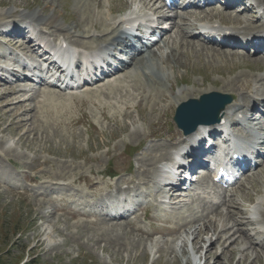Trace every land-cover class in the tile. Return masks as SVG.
Here are the masks:
<instances>
[{"label":"rangeland","instance_id":"374dc122","mask_svg":"<svg viewBox=\"0 0 264 264\" xmlns=\"http://www.w3.org/2000/svg\"><path fill=\"white\" fill-rule=\"evenodd\" d=\"M46 2L48 0H0V20L1 22L5 20L7 11L16 13L17 17L13 20H18L25 14L42 12L52 17L53 9ZM76 3L77 0H60L53 20L56 21L57 26H64L65 30L79 25L78 32L76 31L75 34L89 33L85 35L86 38H81L85 42H89L90 36L95 33L100 35L101 32L106 33L103 35L104 41H111L115 35L113 22L119 15L143 9L142 2L135 0H102V7L96 11L95 15L94 21L99 25L98 30H95L89 24L82 22L77 14L82 7L78 5L75 7ZM38 29L40 30L41 27ZM49 31L52 32L54 29ZM72 31L75 32V29ZM171 37L172 39L177 37L176 31L171 32ZM45 38L52 40L47 36ZM0 40L10 45L12 42L11 38L7 39L4 36ZM182 52L183 50L179 51L180 54ZM12 53H15L13 48L0 44L2 56L0 62L11 60ZM153 53L156 55L155 58L145 55L143 59L145 62L142 61L140 65L133 67L134 75L131 76L141 77L144 72L151 75L153 80L161 84L159 89L166 95L169 101L167 104L162 103L166 100L164 98V100L160 98L161 103L158 102L156 88L144 77L140 78L139 85L146 89L145 93L132 87L134 83L119 80L114 82L112 87L107 86L102 91L98 89L107 82L93 88H86L75 95L79 98L70 99L55 90L44 88L40 89L38 98V95H35V99L30 101L29 98L34 97L32 92L27 95L22 93L23 95L11 96L10 100L15 98L18 101L28 100L24 104L31 108L32 112L23 117L28 121L24 128L15 126L7 134L0 135V157H2L0 162V264H186L187 259L189 264H224L225 258H231L229 253L227 256H221L222 244L207 252V248L215 241L213 230L206 231L205 242L200 246L191 236L193 230H204V226L211 220H220L215 217L216 215H203L199 207L201 203H196L193 207L179 203L161 210L154 208L152 215L160 219L154 229L167 228L163 225L164 219H171L173 222L169 229L170 235L156 234L153 237L141 236L134 232L133 235L130 234L131 230L126 226L125 220L110 221L105 216L74 214L75 212L91 214V208L100 202L95 201V195L108 196L106 186L112 188L115 185L122 186L125 180L138 176L139 168L141 172L149 169L152 178L156 175L157 166L165 159V153L162 155L154 152V148L163 146L169 153L179 140L169 141L166 137L152 138L150 135L162 134L161 131L166 135L171 131L178 132L173 118L180 104H176L175 98L180 96L181 91L192 89L194 84L216 83L218 88H222L229 82H236L237 88H233V91L226 94L240 101L241 94L238 91L243 88V83H251L253 79L264 77V63L252 66L253 60L260 57L251 58L242 52L236 51L237 56L230 55L231 57L209 54L212 61L207 59L204 52L199 55L193 54L188 61L190 65L187 64L188 67L181 65L183 68L178 63L168 60L171 50L163 43L156 45ZM2 84L6 87H0V96H4L3 94L9 90L17 89L14 84ZM47 94H49L47 97L60 105L59 110L54 111L56 113L47 112L43 106ZM148 95H151L149 100L146 99ZM4 100L0 99V110L9 102ZM35 105H37L36 110L33 109ZM137 106H140V110L138 109L140 112ZM169 107L172 110L167 117H164L162 113ZM14 108L11 106L7 110H1L2 128L9 126L13 119L10 111ZM127 111L130 116L126 117ZM3 112L8 113L7 120L2 119ZM158 115H161L160 118ZM135 124L143 130L139 137L132 135ZM160 125L163 126L162 130ZM25 132L28 134L20 140ZM7 160H10L14 167ZM148 162L150 165L146 166ZM107 175H116L118 178L112 179ZM26 176L34 180L44 178L52 185L49 188H43L37 184H31ZM93 181L100 183L101 190H90L87 182ZM241 185L236 190L235 202L245 203L250 198L258 200V197H264V173L256 178L246 179ZM252 186L258 188L254 190ZM259 189L260 195L256 192ZM69 194L77 201H70L67 198ZM147 202H154V200L148 199ZM243 210L240 206L238 210L240 217L236 216L239 221L243 220L241 218ZM129 221L142 230L155 232L151 224L144 221L141 213L138 214V218L131 217ZM189 221L191 222L185 225V222ZM224 222H226L225 218L219 221L220 227L224 225ZM241 227L244 230L257 228L246 225V221ZM258 229L264 232V225ZM236 235L232 239L236 240L239 237V234L237 237ZM38 240H41L42 244L39 248H35ZM234 244L233 240L227 243L230 251L233 252L231 264H264V260L260 263L255 262L256 252L253 249L246 253L247 257H243L242 251L247 248V245ZM183 245H186L187 254L185 255L181 254L180 250ZM170 248L176 251L177 259L168 252ZM199 248H202L201 252L197 251Z\"/></svg>","mask_w":264,"mask_h":264},{"label":"bare ground","instance_id":"6f19581e","mask_svg":"<svg viewBox=\"0 0 264 264\" xmlns=\"http://www.w3.org/2000/svg\"><path fill=\"white\" fill-rule=\"evenodd\" d=\"M60 0H48L47 5L50 6V8L53 9V16L50 17L49 15H44L43 12L42 13H39V14H25L24 16H21V21L22 23L25 22V21H31V22H34L36 23V25L38 26H43L45 27L46 29L50 30V29H54V31H52L51 33H49V35L51 36H56L57 33L59 34H63L64 35V40L66 41V39L69 41V43L71 44H74L76 46H80V47H84V48H91L90 47V43L89 42H85V41H82L81 38H86V36L89 34V33H81L80 35H75L73 33H68V31L70 32H74L72 31L73 29H75V32L74 33H77L78 29H79V25H75L73 28H69V30H65L64 29V26H61V25H56V21L53 20V17L56 15V9H57V3L59 2ZM63 1V0H62ZM102 0H77V3H76V6L78 5L81 6L82 8L80 9L79 8V11H77V14L78 16H80V19L82 20L83 23L85 24H89L92 29H95V30H98V26L96 24V22L94 21L95 20V15H96V11L97 10H100V7H102L101 3ZM104 1V0H103ZM111 1V0H110ZM116 1V0H115ZM142 3H143V6L146 8V9H149L151 11H155L159 14H161L160 12V9L158 7H156V2L152 1V0H140ZM248 2H252V0H247ZM255 3L257 4L256 6L260 9L261 6L264 7V0H255ZM50 4V5H49ZM113 4V3H112ZM75 5V4H74ZM233 6V5H232ZM17 7V6H16ZM56 7V8H55ZM129 7V6H128ZM114 7H112L113 9ZM116 9V8H115ZM210 10V11H208ZM113 13V12H112ZM81 14V15H80ZM7 16H5V20H9L8 24H12V25H16L18 23L15 22V19L17 17L16 13L13 12V11H7L6 13ZM264 15V8H263V12H262V15L258 17V15L255 17L257 18V22H254V21H247V19L243 16V15H236V16H233V14H230V13H227V14H223V13H215L214 12V9L212 8H208V9H202L200 12H195V13H191L190 15H180L179 17H181V22H175L173 28H171L172 30L173 29H177V37L175 38V40H172L170 41V39L168 40V38H166V40L163 42L164 44H166V46L171 50V54L170 56L168 57V60H171L172 62H175V63H178L180 66L181 65H185L186 67L189 60V58L191 57V55L195 54V55H199L201 54L202 52L206 53V56H207V59L211 60L210 59V55L212 54H215L213 56H216V55H221V56H227V55H235L237 56L236 54V50L234 51V48L238 47L240 44L239 42L235 41L234 44H230L231 48H229L227 50V48L224 47V44L223 43H218L216 41V39H214V37H209L208 39V42L204 43V44H200L199 42L197 41H194L195 39H197L198 37H204L206 36V33L203 31L202 29V26L205 25V24H215V22H213L214 20H217L220 21V26H218L219 28H214L212 25V30H214V32H226V31H229V35L230 37H232V35H241L243 36L245 39L247 38H264V23H259L261 21V17ZM64 16V15H63ZM111 16V15H110ZM225 16L226 18H223L222 17ZM178 17V16H177ZM112 18V17H111ZM101 19V18H100ZM160 19L161 21H165L166 19V15L165 14H161L160 16ZM3 20V19H2ZM3 20V21H5ZM245 23V25H243V23ZM7 24V23H6ZM5 23L2 24L1 23V20H0V27H2L3 25H6ZM24 24V23H23ZM161 24H163V22H161ZM24 26V25H23ZM101 27V26H100ZM239 27V28H238ZM29 28L26 27V30H28ZM104 29V27L102 28ZM243 30L244 32H240V30ZM22 30V27H19V28H15V36L19 37V36H22L23 35V32L21 31ZM24 29V31H26ZM77 31V32H76ZM193 32H196L197 35H194ZM66 33V34H64ZM102 33V32H101ZM13 34V33H12ZM14 35V34H13ZM86 35V36H85ZM168 35V33L166 34ZM228 35V36H229ZM93 37V36H92ZM172 38V37H170ZM90 39L92 40H95L93 38L90 37ZM168 40V41H167ZM43 44H46L44 43L42 40H38V44L36 45H39L40 47L43 45ZM123 44H127V41L126 42H123V41H117V44L116 46H121ZM31 44L26 42V41H22L21 40H18L16 42L13 43V46L20 50L21 52L24 53V55L26 56H30L31 58H35L34 55H33V50L30 48ZM115 44H110V46H114ZM97 48V47H96ZM187 49V50H186ZM167 50V49H166ZM181 50H183V52L180 54L179 51L181 52ZM169 52V51H168ZM190 54V56H189ZM210 54V55H209ZM47 57L49 56L48 53L45 54ZM150 55L153 56V58H155L154 55L152 52H150ZM149 55V56H150ZM231 57V56H230ZM215 58V57H214ZM222 58V57H221ZM150 59V58H149ZM49 60V59H48ZM143 58L141 59L140 57L139 58H135V57H131V61L129 66H126L124 65L123 63H121V67L120 69H118L114 76L115 75H118L120 73H122V71L124 72H128L130 67L132 65H140V63L142 62ZM163 60V59H162ZM205 60V59H204ZM228 60V59H227ZM212 61V60H211ZM216 61V60H214ZM220 61V60H219ZM254 62H252V66L256 65V64H259V65H263L261 63H264V58H259V59H255L253 60ZM145 62V61H144ZM161 62V61H160ZM169 62V61H168ZM217 62V61H216ZM226 62V61H225ZM167 63V62H166ZM170 63V62H169ZM51 64L53 65L54 63L51 62ZM177 64V65H178ZM178 65V67H179ZM190 65V64H188ZM250 65V64H249ZM173 66V65H172ZM228 66V65H227ZM182 67V66H181ZM250 67V66H249ZM248 67V68H249ZM135 68V67H134ZM138 68V66H137ZM159 68V67H158ZM183 68V67H182ZM258 69V68H257ZM135 70V69H133ZM221 70V69H220ZM253 70V69H252ZM255 70V68H254ZM262 70V69H261ZM173 71V69H172ZM251 71V70H250ZM174 72V71H173ZM188 72V71H187ZM248 73V72H247ZM129 74V73H128ZM126 74V75H128ZM152 74V72L150 73ZM124 75V76H126ZM134 75V74H133ZM148 73L144 72L143 75L141 77H144L146 78L147 77V81L149 83H154V88H156V91H157V99H158V102L161 103V99L160 98H164L166 100H164L162 103L163 104H167L169 101L167 100L166 98V95L161 92V90L159 89V86H157V84H155V81L151 78H148ZM242 76H244V74H242ZM127 77V76H126ZM141 77H138V76H130L129 75V78L128 79H131L130 81H126L128 83H134L132 85V87H134L135 89H139V90H142L143 93H145L146 91L143 89L142 86L139 85L140 83V78ZM236 78V77H235ZM239 78V77H238ZM237 79V78H236ZM240 79V78H239ZM118 80V78L116 79ZM115 80V81H116ZM242 80V79H241ZM250 80V79H249ZM114 81V82H115ZM122 81V80H121ZM234 81V80H233ZM251 81V80H250ZM247 82V81H246ZM98 83V82H97ZM97 83H94V85H96ZM242 83V82H241ZM240 83V84H241ZM236 82H229L227 84H225L222 88H218L216 86V83H209L208 85L205 84V83H202L201 85L199 84H194L191 88H188V89H184L183 91L180 92V96L179 97H176L175 100H176V104H179V103H184L186 101H189V100H193V99H198L200 96L204 95V94H207V93H211V92H219V93H223V94H226L228 93L229 91H233V88H237L235 87L236 85ZM244 86L243 88L238 91V93L241 94V107H247V108H253L255 109L256 108V105L262 101H264V77H258L256 79H253L250 82H247V83H243ZM242 84V85H243ZM159 85V84H158ZM161 85V84H160ZM108 86H113L112 83L109 84ZM0 87H2V85L0 84ZM241 87V86H240ZM11 88V87H10ZM116 90V89H115ZM236 90V89H235ZM117 92H119L118 90H116ZM20 92L22 91H19V92H15L13 90H9L7 91L6 93H4L3 95L4 96H0V99H5L4 101L7 100V104L4 105L1 110H7V108H10L11 106L12 107H15L14 109H10V114L12 113V116L11 118L12 121L9 123V126L6 127L5 129L2 128L1 126V122H0V135H5L7 134V132L11 131L13 129V127L15 126H19L21 128H24L28 121L23 118L25 115H28L30 112H32L31 108H28L25 106L24 103H26L28 100H22V101H18L16 98L15 99H12L10 100L11 96L13 97V95L17 96L18 94H20ZM22 94V93H21ZM52 94V93H50ZM23 95V94H22ZM49 94L45 95V104L43 102V106L45 107V109H47V112H53V113H56L54 111H58L59 108H60V105H58L56 102H54L53 99H51L50 97H47ZM163 95V96H162ZM247 95V96H246ZM19 97V96H18ZM39 96H37L38 98ZM71 99V97H69ZM74 98V97H72ZM151 98V95H148V97H146V99H150ZM30 99H35V97H32V98H29V101ZM68 100V99H67ZM251 100L254 101V104H252L251 106L247 103H249ZM47 103V104H46ZM156 103V102H155ZM157 104V103H156ZM170 104V103H169ZM171 105V104H170ZM163 106H166V105H163ZM21 107V108H20ZM137 108H140L139 106ZM20 109V110H19ZM34 110L37 109V105L34 106L33 108ZM44 109V108H43ZM241 109L243 108H240V109H236V107L234 108L233 106H230V107H227V109L224 111L223 113V119L227 120L230 122V124H235L236 121H235V118L234 117V114L235 113H238ZM0 110V112H2ZM140 110V109H139ZM138 110V111H139ZM171 108L169 107L167 110H165L164 113H162V115L164 117H167V115L171 112ZM45 111V110H44ZM43 111V112H44ZM140 112V111H139ZM58 113V112H57ZM43 114V113H42ZM7 115L8 113L7 112H3L2 114V119L3 120H7ZM126 117L127 116H130V114L128 113V111L126 112ZM45 116V115H44ZM159 116V115H158ZM161 116V115H160ZM159 116V118H160ZM233 116V117H232ZM141 117V116H140ZM130 118V117H129ZM142 120H144V118H141ZM164 119V118H163ZM29 120V119H28ZM137 120V119H136ZM135 120V121H136ZM148 121V120H147ZM165 121V120H164ZM79 124V123H78ZM161 124V123H160ZM163 124V123H162ZM136 125V124H135ZM137 126V125H136ZM134 126L133 127V132H132V135L134 137H139L141 132L143 130H141L140 128H138V126L136 127ZM31 127V126H30ZM157 127V126H156ZM160 129L162 130L163 129V126H159ZM152 128V127H151ZM126 129V128H125ZM153 129V128H152ZM35 130V129H34ZM201 131V127L198 129V131L196 133H199ZM156 133V132H155ZM162 134H151L150 136L152 138H161V137H166L169 141H173V140H181V144L185 143L187 141H190L192 142L193 141V135L191 136H187V137H184L182 136L180 133L178 132H174V131H171L168 133V135L166 134H163V132L161 131ZM28 134L27 132H25V134L23 136H21L20 140L24 138V136ZM9 136V135H8ZM149 136V137H150ZM136 139V138H135ZM138 140V139H137ZM1 142V140H0ZM3 142V141H2ZM3 144V143H2ZM32 145V144H31ZM154 152H159L161 153L162 155L165 153V156L167 157V159L169 158L168 155H167V149L166 147H156L154 148ZM151 151V150H150ZM153 152V153H154ZM8 154V153H7ZM6 154V155H7ZM9 157V156H8ZM150 157V156H149ZM145 158V157H144ZM153 158V157H152ZM151 160V159H150ZM2 161V157H0V162ZM8 163H10V165L13 166V164L11 163L10 160H7ZM143 161V160H142ZM37 162V161H36ZM152 163V162H151ZM47 165V163H45ZM43 165V164H42ZM150 165V163L148 162V164L146 166ZM36 166V165H35ZM64 166V165H63ZM143 166V165H142ZM14 167V166H13ZM43 167V166H42ZM67 167V166H66ZM50 169V168H49ZM144 169V167H143ZM61 170V169H60ZM65 170V168H64ZM141 169L139 168L138 170V176L135 177V178H132V179H129V180H125V184L127 185H130L132 186L131 189L133 187H136L137 185V181L139 182H143V184H138L137 187H141V186H145V187H148L150 186L148 184L149 180L152 179V175L149 171V169H145L143 172L140 171ZM43 171V170H42ZM50 171V170H49ZM66 171V170H65ZM3 172V171H2ZM7 172V171H6ZM31 172V171H30ZM94 172V171H93ZM25 173V172H24ZM52 173V172H51ZM56 173V172H55ZM264 173V166L262 169H259V170H256V172L254 173L253 177L259 175V174H262ZM5 174V173H4ZM63 174V173H62ZM96 174V173H95ZM42 175V174H41ZM40 175V176H41ZM48 175V174H46ZM69 175V174H68ZM54 176V175H53ZM52 176V177H53ZM56 176V175H55ZM65 176V175H63ZM71 176V175H70ZM73 176V175H72ZM96 176V175H95ZM45 177V176H44ZM51 177V176H50ZM66 177V176H65ZM60 178V177H59ZM63 178V177H62ZM71 178V177H70ZM118 178V177H117ZM26 179L32 183V184H37L39 185L40 187H43V188H49L51 187V183H49L48 181H46V179L44 178H40V180H34L33 178L31 177H27L26 176ZM60 180V179H59ZM58 180V181H59ZM55 182V181H54ZM89 188L91 190H94V191H99L101 190V187H100V183L99 182H96V181H93V182H87ZM109 188V187H108ZM118 188V186H117ZM252 188L255 190L256 188H258L257 186H252ZM257 193L260 194V189L259 190H256ZM180 195L181 194H178V193H174L172 195H170V200H171V203H175L177 200H179L180 198ZM52 202V201H51ZM224 205H227L228 207L226 208V214H223V212H221L219 210L220 206L221 205H217L216 207L213 208V212L212 214H215L217 218H219L220 220H222L223 218L226 219V222H224V225H222L220 227L219 225V221L220 220H211L210 223L208 225H205L204 226V230L202 229H195L192 231L191 233V236L194 237V241H197V245L200 246L202 245L204 242H205V239H204V234H206V231L207 230H213L214 231V235H215V241L211 243V245L207 248V252L208 251H212L213 248L217 247L218 245L222 244V251H221V256H227V254H231V258L229 259H226L225 258V262L224 264H231V261H232V256H233V252L230 251V246L228 247L227 246V243L228 241H231L233 240V244L234 243H238V245H247V248H245L243 251H242V254H243V257H247L248 255H246L247 252H249L251 249H253L255 252H256V257H255V262H261V260H264V238H262V242L260 243V250H258L256 247H254V242H253V238L256 237V236H261L259 232H255V233H250L246 230H242L240 228V223L241 222H238L237 220L234 219V216L235 215H238L236 214V212H233L232 210H236L239 208L240 204H238L237 202H224L223 206ZM148 208H146V211H147ZM68 211V210H67ZM75 215H77V213H74ZM102 215H105V214H102ZM101 215V216H102ZM39 216V215H38ZM80 216V215H78ZM86 216V215H84ZM263 216H264V212H263ZM40 217V216H39ZM38 217V218H39ZM145 218L151 222H154L155 221V218H151L148 214L145 215ZM127 218H125L126 220ZM199 220V219H197ZM249 223H253V220H249ZM126 226L131 230L130 231V234L133 235V232L134 233H138L139 235L141 236H146V237H151L153 234L152 233H149V232H146L144 230H141L139 228H137L136 226H134L131 222H127L126 223ZM125 230H127L126 228H124ZM55 231V230H54ZM132 232V233H131ZM230 232H231V236L230 235ZM163 233H166L165 231H163ZM125 234V232L123 233ZM237 234V235H236ZM239 234V237L236 238ZM236 235V240L232 239L234 236ZM41 236V235H40ZM38 239V238H37ZM35 239V240H37ZM36 245H35V248H39L40 244H42V241L41 240H38L36 241ZM185 243V242H184ZM194 243V242H193ZM232 243V242H231ZM186 244V243H185ZM236 245V244H234ZM185 246L186 245H183L181 247V254L185 255L187 254L186 253V250H185ZM232 247V246H231ZM198 252H201L202 251V248H199L197 250ZM168 252L171 254V255H174V258L177 259V256H176V251L173 249V248H170L168 250ZM254 252V253H255ZM219 255V258L221 257ZM218 259V258H217ZM216 262V261H215ZM219 261H217L218 263ZM189 259H187V262L186 264H189ZM223 263V262H221ZM219 264V263H218Z\"/></svg>","mask_w":264,"mask_h":264},{"label":"water","instance_id":"95a60500","mask_svg":"<svg viewBox=\"0 0 264 264\" xmlns=\"http://www.w3.org/2000/svg\"><path fill=\"white\" fill-rule=\"evenodd\" d=\"M230 103L229 96L218 93L206 95L201 102L190 101L183 104L178 110L175 121L180 129L189 134L200 125L218 123L224 108Z\"/></svg>","mask_w":264,"mask_h":264}]
</instances>
